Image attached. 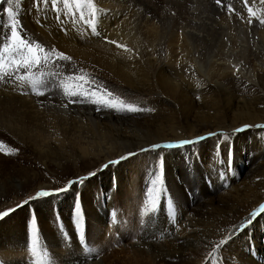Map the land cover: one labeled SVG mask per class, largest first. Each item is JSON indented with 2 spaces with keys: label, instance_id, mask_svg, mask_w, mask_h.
Returning <instances> with one entry per match:
<instances>
[{
  "label": "bare ground",
  "instance_id": "1",
  "mask_svg": "<svg viewBox=\"0 0 264 264\" xmlns=\"http://www.w3.org/2000/svg\"><path fill=\"white\" fill-rule=\"evenodd\" d=\"M132 1L87 0V4H90L88 9L92 12L95 10V19L98 20L96 24L100 25L101 31L100 35L92 33L90 39L86 36L82 37V34H85V25L73 23L68 15V9H66L67 20L61 23L60 19L56 22L49 37H54L56 44L62 49H66L69 56L74 57L71 62L82 73L88 67L95 68L96 66L101 74L120 82L123 86L126 85L127 90H138V92L148 95L147 103L137 104L139 108L144 109L135 112V118L136 116L139 118L137 120H133L135 118L126 119L124 122L121 117L114 115L115 113L97 112L91 109L82 110L79 107L69 109L65 106L52 105L49 100L44 102V106H42L44 110H42L39 108V106L41 107L40 102L37 101L42 97H37L36 91L30 85L21 88L19 84L17 89L15 84H12L13 91L8 87L9 85L1 83V150L14 147L21 153L24 152L25 156L35 154L39 157L46 147H52L57 151L59 147L67 148L62 146L68 142L67 144L74 148L72 154L69 153L71 156L69 157L74 161L93 156L98 158L103 155L105 162H108L116 156L122 155L121 153L124 151H136L148 143L155 144L162 143V140L170 141L172 138L191 137L218 128L221 130L226 128L225 130L229 132L228 135L237 142L241 141L242 144L247 141L249 143L251 139L255 140L256 135L253 134L255 129H260L264 137V129L255 127L257 124L264 125V114L259 109V106L264 105V23H262L264 13H261L264 11V0H247V3L244 0H232L230 2L232 4L226 6L228 10L229 6L231 9L241 8V12L235 9V13L230 14L235 17L239 13L238 19L241 21L229 25L225 24L224 18L220 21L212 19L214 13L218 14L217 16L220 18L225 14L221 13L220 7L216 6L215 2L213 5L211 0H161L159 2L167 11L165 17L173 19L168 25L166 20L164 27L158 25L160 24L158 21L161 20L155 12L159 7H157L156 0H147L146 7L143 8L137 7ZM70 4L72 3L70 2ZM87 4L86 6H88ZM249 5L256 10H251V12L245 10ZM7 7V4L0 3V35L4 31L5 25L10 21L4 11ZM35 7L33 0H30V4L29 0H19L20 13L26 14ZM243 7L245 8L242 9ZM60 9L61 12L62 8ZM168 10L170 11L168 12ZM226 10L225 13H227ZM72 11L75 14L77 12V10ZM184 14L189 15L187 19H182ZM21 17L23 16L21 15ZM34 21L36 22L33 20V23ZM36 24L34 26L40 30L41 27L38 26V23ZM62 25L68 31L66 32L68 36L61 33L64 32L61 29ZM233 28L234 30H232ZM129 37L139 39L143 44L145 43L146 47L142 45L138 50L130 47L127 43ZM109 41H116V43H109ZM157 45L161 46V49L158 51L159 53L153 55L149 47ZM167 50L175 58L174 64L172 63L170 68L165 63V56H162ZM183 59L191 62L192 72L190 75H186L187 73L184 74L176 68L175 63L182 62ZM138 125L143 129L141 137H137L131 129L132 126ZM244 125H252V127L244 130V133H241L243 131L239 132L238 134L241 133L239 136L233 134L236 128H241ZM28 136H34L35 140H28ZM223 141L227 140L218 135V137H211L203 143L186 146L184 149L192 151L191 154H187L191 158L198 154L205 157L208 155L204 171L213 172L215 166L221 167L223 163H227L226 160L224 162L225 155L221 151ZM262 146L258 145L257 153L254 154L258 162L251 163L242 178L239 173H235V175L233 173L230 176V185L226 192L221 193V189L218 188L214 192L208 188H201L203 199L192 202L191 197L185 199L180 188L181 185L176 180L173 189L175 192H171V196L173 195L175 199V207L179 211L174 225L176 229L173 234L174 238L170 237L171 240L168 242L166 241L168 238L165 236L163 244L151 245L152 247H149L148 250L141 249L142 247L139 245L144 241L142 235V239L138 238V243L131 242L132 249L141 253L146 259V263H144L201 264L212 256L214 264H264V242H262L264 234L262 233L261 238L258 229L264 221V216L258 214L251 224L244 227L245 229H236L238 221L243 216L249 217L250 213L264 202V149L261 148ZM181 149L183 148L176 150ZM176 150L170 149L165 154L164 169L168 175L162 176L167 180L170 177L174 178L172 166L183 161V155L177 153ZM3 156L5 155L0 153V176L9 178L6 184L0 186V201L7 200L13 192L26 191L35 185L40 177L36 167H28L27 162L25 164L11 163L9 160H3L5 158ZM232 160H235L233 155ZM147 164L150 179L154 170L148 161L143 160L142 166L138 168L137 172H143ZM18 167L25 168L24 170L27 171L16 170ZM239 170L243 172L242 169ZM16 171L27 173V175L17 176ZM185 175L183 178L180 177L183 182H190L191 187L201 186L200 172L195 170ZM97 176L100 177V174ZM240 178L241 180L238 182ZM95 179L96 177L85 187L84 201L80 189H78L80 192H77L80 193V204L86 206L87 210L75 215L74 212H71V218L74 227L75 223L85 226V223L82 224V220H86L90 229H96L97 238L94 247L98 248L100 257L96 253L85 255L77 243L70 244L67 240H62L55 228L50 225L55 221L51 219L50 215H47L51 206L47 202H42L41 210H44L40 211L44 227L42 235L37 234L32 239L29 236L24 242L22 241L25 238L24 231L22 236L21 229H19L20 231L11 229L23 224L25 219L23 211L14 212L0 222V254L2 255L0 264H34L37 260L36 256H40V250L43 251L42 257L46 256L45 252L52 255V264H117L118 260L112 263L104 261L106 257L113 256L112 254H107L105 258L101 256L104 243L98 242L102 239L100 230L106 232L105 229L120 228V226L119 224L115 226L112 223L113 219L108 220L107 212L98 211L93 204L94 201L91 199L93 190L90 191V189L95 186ZM121 179L122 175L120 174V184H122ZM158 180L162 181L163 178ZM115 183L116 181L113 180L114 186ZM43 186L41 185V187ZM155 186L157 187L156 196L160 198L164 191L163 186ZM124 192L128 194L126 190ZM122 193L123 185L120 194ZM124 195L126 196V194ZM132 198L133 196L130 195L128 199ZM109 207L113 210L110 197ZM67 208L69 207H66V211ZM144 208L146 210V207ZM45 212L46 215L43 216ZM143 220L141 223H136L140 228L145 229L147 219ZM138 226L136 229H140ZM256 233L258 243L243 244V242H249L250 236ZM230 234L232 239L226 245L215 248L220 239ZM168 235L170 236V234ZM22 242L24 243L21 244ZM210 253L211 256H209ZM172 257H176L175 263L171 261ZM91 259L92 263H90ZM97 259L99 260L96 261Z\"/></svg>",
  "mask_w": 264,
  "mask_h": 264
},
{
  "label": "rangeland",
  "instance_id": "2",
  "mask_svg": "<svg viewBox=\"0 0 264 264\" xmlns=\"http://www.w3.org/2000/svg\"><path fill=\"white\" fill-rule=\"evenodd\" d=\"M141 1H143L144 3ZM159 1H161V0L155 1L157 3V7L159 6L155 10V12L161 21H158L157 19H156V21H158V23H160V24H158L159 26L164 27L166 24L164 22H166V20H167V25H168L169 23L172 22L173 19H167L165 17V15H167V13H166L167 11H166L165 7L162 6V3ZM211 1H212L211 3L213 5H214V2L216 3V0H211ZM70 2L72 4H69V9L76 10L75 9L76 8L75 0H70ZM222 2H223L222 3L223 8L221 5H218L217 3H216L217 4L216 6H219L220 12L221 13L224 12V14L226 16L224 15L223 17L220 18L217 16L218 14L214 13V15H212V19H214V20L219 19V21H220V20H222V18H224L225 24H227V25L240 22L241 20L239 21V19H238L239 13L235 17L231 16L230 14L235 13V9H237V10H239V12H241L240 11L241 8L239 9L238 7L237 8L235 7L234 11L229 12L228 7L226 5L232 4V3H230V2H232V0H227V1L223 0ZM244 2H245V0H244ZM132 3L135 4L137 7L143 8V7H146L145 5L147 3V0H133ZM29 4H30V0H29ZM86 4H87V0H81L80 1L81 12L85 18L83 21L80 20L79 15L81 14V12H76L77 19H76L75 23L76 24L78 23V25L80 23H83L85 25V28H84L85 34H82V37L85 38V36H86V38L90 39V38H92V37H90L92 34L91 25L86 23V21L91 19L93 12L88 9L90 4L89 5L87 4L88 6H86ZM41 6H42V8H41ZM249 6H247L246 8L243 7L242 9L245 8V10H249V8H250L253 11L256 10L253 6H250V7ZM57 7H58L57 8L58 11H60L61 10L60 8H62V11L60 12L61 13L60 19L63 22H65L67 20V16H66V9H64L63 5H62V0H61V3H58ZM49 8H51V9H49ZM34 10L36 11V7H35V9L31 8L26 14L19 12V15L17 16L18 17L17 20L19 21L18 31L21 30V26H22L21 36L23 38H25L26 40H28L29 42L40 43L41 45H43L45 51L55 49L57 51L63 52L65 55L69 56V54H67L66 49H62L59 45L56 44V40L54 39V37H49V36H51L52 30L56 26V22H58V20H56L57 19L56 18V11H54L52 9L50 4L49 5H40V10H39L40 13H39V11L35 12ZM72 10H71V12L73 13L74 11H72ZM225 10L227 13H225ZM259 10L261 11V9H259ZM67 11H68V15L71 17L70 20L72 21V13L71 12L69 13V10H67ZM169 11L170 10H168V12ZM44 13H46V14H44ZM261 13H264V11H262ZM227 14H228V17H227ZM21 15L23 17H21ZM188 16H189L188 14H184L182 16V19H187ZM62 18H64V19H62ZM31 19L36 20V22L34 21L35 24L38 23L37 21L39 20L38 26L41 27V29H40L41 31L39 30V28H36L34 26L35 24L33 23V20H31ZM233 19H234V21H233ZM49 20H51V21H49ZM96 21L98 22L97 19H96ZM9 23H10V21L7 24H9ZM29 24H30V26H28ZM42 26H44L45 28ZM64 28H65L64 26L61 28L64 31L61 33L68 36V33H66L68 31L67 30L65 31ZM46 29H47V31H46ZM232 30H234V28ZM9 31L10 30L7 27H5L2 35H0V45H2L4 42H6L5 38L9 34ZM42 31H45V32H42ZM97 31H99L101 33L99 24H97ZM127 43L130 45V47H132L136 50L140 49L142 47V45L144 47H146L144 45L145 43L143 44L142 41H139V39H134L133 37H129ZM160 49H161V46H159V45L149 47V50L151 51V53L153 55L159 53L158 51ZM172 55L173 54L170 51L168 52V50H167V52L165 51L162 55V56H165L164 60H165V63L168 65L169 68L172 67L171 66L172 63L174 64L175 58ZM73 59H74V57H72V60ZM175 64H176V68H178V71H180V72L182 71L184 74L187 73L186 75H190V73L192 72V65H191V62L189 60L187 61V60L183 59L182 62L179 61ZM189 66L191 69L189 68ZM77 70H78V72H77ZM26 71L27 70L21 68L19 74L25 75ZM80 72L81 71L78 69V67L76 65H74L71 61L58 60V58H56V56H55V53L53 52L52 60L47 65L42 64L39 67L32 68L30 70V72H28V80L23 81V82L17 81L15 83L0 82V84L4 83L6 86L9 85L8 87L14 91V87H13L14 84H15V87H17V89H18V86H20V85H21L20 86L21 88H23L25 85H30L29 81L31 79L40 80L41 83L37 85V87H36V89H34V91H36V93H38V92L44 93V95H36L37 97H42L41 100H40V98L37 100L38 103L40 102L41 107L39 106V108H41L42 110H44V107H42V106H44V102L46 100L51 101L52 105H59L62 107L67 105L66 107H68L69 109L74 108V107H76V108L79 107L82 110L83 109H85V110L91 109V110H95V111H97L96 106L91 103V100H95V99H99V98H102L104 100H117V101L122 100L124 103L132 104L135 107L139 103H147L149 101L148 95H145L140 91L138 92V90H130V89L127 90L126 85L123 86L120 82H118V81H116V80H114V79H112V78H110L104 74H101V71L96 66H95V68L93 66H90L87 68V70H84L83 73L82 72L80 73ZM48 85H50V86H48ZM91 85H95V86H91ZM85 87H87V88H85ZM65 90L75 91L78 94H81V96L79 98L82 99L83 102H81V103H70L69 102L70 100H75L78 97L67 96L65 94ZM107 92H111L112 96L109 97L107 95ZM92 93H94V95ZM33 94H35V92H33ZM84 97H87V99H84ZM59 102H60V104H58ZM137 107L139 108L138 105H137ZM259 107H260L259 109L264 112V107H261V106H259ZM46 108L48 109V107H46ZM74 112H75V109H74ZM97 112H108V113H112V114L115 113L114 115L121 117L124 122H126V119L132 120L131 118H135V116H134L135 113H129L127 111L115 112L113 110L104 108L103 110L97 111ZM263 112H262V114H264ZM137 118H139V117L136 116V118L133 120H137ZM71 119H73V118H71ZM77 119H79V118H77ZM136 128H137V130H136ZM131 129L137 137L142 136V130L143 129L140 125L132 126ZM225 129L226 128H224V130H221L218 128V129H214V131L210 130V131H208V133L209 132L223 133V135L221 137L223 139H226L227 141L222 142L223 145L221 146V151L224 152V155H225L226 153L229 152V148L231 150V169H230V171H227V168H228L227 163L226 164L223 163V166H221V167L215 166L213 168V172L212 171L206 172V171H204V169H205L206 158H209L208 155L205 157V156H201L200 154H198L196 156H192V158H193L192 159L191 156H188L189 154L192 153V151H188V150L184 149L186 147H183V149H181V150H176L177 148H175L174 150H176L177 153H180L183 155V161L181 163H176L172 166L173 170H174V174H173L174 178L170 177L168 180L165 179V177H163L162 175H168V173L164 169V164H165V154L170 149L167 151L166 148L165 149L161 148L160 150L158 149L156 151L140 152L141 148H147L150 145H152L153 142L145 144L144 147H141V148L139 147L138 149H136V151L135 150L124 151L123 153H121L122 155H126L128 152H136L138 154L135 156H132L129 159L122 161L121 163H119L117 165L109 166L107 169H105L103 171H99V169L105 163H107V161L105 162V160H104L105 158L103 155H101V157H98V158L93 156L90 158L88 157V158H83V159H79L77 161H74L72 158H70L71 157L70 154H72L74 148L70 144H67L68 142L62 146L63 148L64 147H67V148L62 149L61 147H59V148H57V151H56V149H53L52 147H46L44 149L43 153H47V154H43V153L41 155L39 154V157L35 156V154H33V156H35V157H33L31 155L25 156L24 152L21 153L19 150H16L14 147L9 148V149L5 148L3 150L0 149V153H2V155H5V156H3L5 158L4 159L1 158V159L5 160V161L9 160L11 163L14 162V163L25 164V162H27V166L28 167L34 166V168L36 167V170L38 171V173L40 175L38 182L35 185H33L31 188H29L23 192L22 191H18L16 193L13 192L7 200H5V201L1 200L0 201V212H5L9 208H16L17 205H22V207L17 208L16 211H14V212H20V211L25 212V219L23 221V224L20 227L11 228V229H14V231L21 229V233H20L21 235H22V232L24 231L25 238L22 241L25 242L27 240V237H29V236L32 239V237L37 236V234H39V235L44 234L42 231V229H44L43 224H42L43 223L42 217H41L42 213L40 211H44V210H41V203L47 202V204H49V206H51V209L49 210V213L47 215H50L51 219L55 220L54 222L50 223V225L55 228L56 232L61 236V239L67 240L68 243H70V244L77 243L79 245V247L85 252V255H91V254L96 253V254H98V257H100L98 248L94 247V244H95L96 238H97L96 229H90L86 220H82L83 223L81 221L82 224L85 223V226H82L79 223H75V227H74L73 221L71 218V212H74L75 205H76L77 200L79 199V195H80V193H77V192H80V191L82 192V199L84 201L85 200V198H84L85 194L83 193V191H84L85 187L87 186V184L91 183V181H93L92 179L96 177V179H95L96 181L94 182L95 186H92L90 189V191L93 190V194H92L93 197L91 198L94 201L93 204L98 209V211L100 210V212H102V213H105V211H106L107 216H109L108 220L110 221V219L111 220L113 219L112 223H114L115 226L117 224H119V226H120V228L114 227L111 229H105L106 232L105 231L101 232L102 230H100V238H102V239L98 240V242L101 241L104 243L103 250L101 252V256H103V258H105V256L107 254L113 255V256H108L104 259V261L107 263H112V262H115V260H118L117 264H145L146 259L143 257V255L141 253L139 254V252L132 249L131 242L138 243V241L140 239H142V237H143L144 241L142 243H140L139 245H141V247H142L141 249L146 248L145 250H148L149 247L156 246L159 244H163L164 243L163 241L166 239V237L168 238L166 240L168 242L171 240L172 237L174 238L173 234H174L176 229L174 228L175 222L173 223V217L176 220V217L178 216L179 211L175 207L176 206L175 199H174L173 195L171 196V192H175V190H173V189L175 188L174 183L176 180L178 181V182L177 181L176 182L181 185L180 188H181V191L184 193V195L183 194L182 195L185 197V199H188V198L190 199V197H191L192 202H194V201L196 202L197 200L200 201L203 199V193H202V190H200L201 188H204V189L208 188L212 192H214L215 189L218 188V189H221V193L226 192V190L229 188V185H230V176L233 173H234V175H235V173H239L240 174L239 176H241V178H242L246 169L251 165V163L258 162L256 160V158L254 157V154L257 153L258 145H263L261 148L264 149V137H263L261 130L260 129L253 130V134L256 135L255 140L253 141V139H251V140H249V143H247L248 142L247 141L244 144H242L241 141L237 142V140L232 139V137L230 135H228L229 132H227V130H225ZM7 131H9V130H7ZM208 133L203 132L202 134L199 133V134L193 135L191 137L189 136V137L192 139H195V137L200 136V134L207 136ZM241 133H244V131ZM240 134L237 133L235 135L239 136ZM189 137L172 138L170 141L169 140H167V141L176 142L178 140L190 139ZM215 137H218V136H215ZM247 137H249V136H247ZM27 139L30 141L35 140L34 136H32V137L28 136ZM69 140H71L70 137H69ZM162 141H163L162 142L163 144L168 143L167 141L166 142L164 140H162ZM162 143H160V144H162ZM208 145L210 146V144H208ZM53 147H58V146H53ZM48 148H50V149H48ZM46 150H47V152H46ZM122 155L116 156V158H114V159H118ZM232 155L235 156L234 161L232 160ZM171 157L169 158L170 160L172 159ZM143 160H146V162L148 161L152 165V169L154 170V172L152 173L153 176L151 175L150 179L148 176L149 171H147L148 164L146 165V168L143 170V172H137L138 168H140L142 166ZM161 161L163 162L162 168L160 167ZM132 162H135V163H132ZM224 162H225V159H224ZM224 164H225V166H224ZM24 169L25 168L21 169L20 167H18L16 170L26 172L27 170H24ZM239 169H242L243 172L240 171ZM195 170L200 172L201 186L191 187L189 185L190 182H187V181L183 182V180L180 179V177L183 178V176L186 173L190 174V171H195ZM90 171H97L98 174H100V177L96 175V176L92 177L90 180L83 182L82 185H75L74 184L71 186V188L68 191L61 193L59 195H52L48 198H40V199H36V200H30L29 199L30 197L35 196V193L37 191H40V190H46V191L53 192L56 189L66 187L69 180H74L80 176H85ZM16 172H17L16 175L20 176V177L27 175V173L20 172L21 173L20 174L18 171H16ZM104 172H106V173H104ZM224 172H226L225 175H223V176L218 175L219 173H224ZM120 174L122 175V179H121L122 184L119 183ZM115 177H116V179H115ZM157 177H159V179L163 178V180L159 181L157 179ZM8 178L9 177L4 178V176H0V186L6 184L8 182ZM135 178L137 180H134ZM241 178L238 180V182L241 180ZM113 180L116 181L115 186L113 184ZM150 180H151V182L155 181V183H153V182L151 183ZM165 180H166V183H164ZM202 180H203V182H202ZM13 183L16 184V182H13ZM41 185H44V186L41 187ZM122 185H123V193L120 194L122 191ZM154 185L163 186L164 191L162 192V196L160 198H159V196L158 197L156 196L157 187L156 186L154 187ZM136 187H138V188L136 189ZM78 189H80V191ZM124 190H126L128 192V194L125 193ZM154 190H155V192H154ZM165 191L167 192L166 195H165ZM124 194H126V196ZM130 195L133 196L132 199H128L130 197ZM109 197L113 203V210L111 207H109ZM124 198H125V200H122ZM25 200H29V203L25 204L24 203ZM124 201H125V203H124ZM172 202H174V203H172ZM45 203H43V204H45ZM262 203L264 204V202H262ZM80 205H81L80 212L87 210L86 206H83L82 204H80ZM66 207H69V208H67V211H66ZM144 207H146L147 211L145 210ZM129 208H130V210H129ZM144 210H145V212L141 213V211H144ZM14 212H12L10 215H8L7 217H5L3 219H0V222L4 221L6 218L11 216ZM145 214H147V215H145ZM45 215H46V212L43 213V216H45ZM243 217L240 219V221H238L239 223L237 222L238 224H237L236 229H240L238 226L240 224H244L246 219L248 218L247 215H245ZM139 218H141V219H139ZM143 219H147L145 229H142L137 225L138 222L141 223V220L143 222L144 221ZM33 220H35V224L33 223ZM261 224L262 225L258 229H259V233H260L261 238H262V235L264 234V221H262ZM135 225L138 226L140 229H136ZM71 226H72V229H71ZM77 227H79L81 232L83 233L82 239L76 235V228ZM3 229H8V228H3ZM168 231H170V232H168ZM167 234H170V236L169 235L167 236ZM141 235H142V237H141ZM138 238H139V240H138ZM256 239H257V233L250 236L249 242H243V244L248 245V244H252V243H258L256 241ZM131 240H133V241H131ZM24 242H22L21 244H23ZM122 242L124 243V245ZM262 242H264V238H262ZM106 247H107V249H106ZM40 252H41L40 256L42 257L43 251L40 250ZM45 254H46V256L42 257V258L40 256H36L37 260L34 262V264L35 263L36 264L37 263L38 264H52L51 263L52 262L51 260H53V258L51 257L52 255H50V253H46V252H45ZM47 254H48V256H47ZM1 256L2 255L0 254V257ZM209 256H211V253ZM38 259H40L41 261ZM92 259L90 260V263L93 262ZM98 260L99 259H97L96 261H98ZM171 261H173V263H175L177 261L176 257H172ZM213 262H214V259H212V256H211V257H208L201 264H214ZM76 264H80V263H76Z\"/></svg>",
  "mask_w": 264,
  "mask_h": 264
},
{
  "label": "snow or ice",
  "instance_id": "3",
  "mask_svg": "<svg viewBox=\"0 0 264 264\" xmlns=\"http://www.w3.org/2000/svg\"><path fill=\"white\" fill-rule=\"evenodd\" d=\"M0 3L7 4L8 7L4 9V11L7 14V17L10 20L9 24H6L5 27H7L10 31L7 35L6 42H4L2 45H0V82L4 83H15L17 81H26L28 80V72L34 67H39L40 65H47L52 60L53 52L55 53L56 58L61 61H71L72 57L65 55L61 51H57L55 49H51L48 51H45L43 45L40 43H32L28 40L24 39L21 36L22 26L21 30L18 31V25L19 21L17 20V16L19 15V0H0ZM58 3H61V0H33V4L36 5V11L40 10V5H51L52 9L56 11V18L58 21H60L61 13L57 10ZM216 3L218 5H222V0H216ZM245 3H247V0H245ZM70 0H62V5L64 9H68L69 12H71V9H69ZM76 10L77 12H81L80 10V0H75ZM229 11H234V9H231L229 6ZM249 12H251V9L249 8ZM92 19L87 20L86 23L91 25V32L95 33L96 35H100V32L97 31V24L95 19V10L92 13ZM77 19V16L75 13H72V22L75 23ZM80 20H84V16L81 12L79 15ZM39 23V20L37 21ZM63 21H61L62 23ZM251 22V21H250ZM264 23V21H262ZM66 30V29H65ZM105 39H107L105 37ZM109 43L115 44L116 41H109ZM23 68L26 71L25 75H20V69ZM30 86L32 89H36L37 85L41 83L40 80L37 79H31ZM25 94V93H21ZM37 95H44L42 92L36 93ZM65 94L70 97H78L75 100H70V103H81L83 102L82 99L79 97L81 94H78L75 91H67L65 90ZM94 95V93H92ZM107 95L110 97L112 96L111 92H107ZM199 99V97H197ZM84 99H87V97H84ZM91 103L96 106L97 111H101L104 108L113 110L115 112H124L127 111L129 113H135L138 111H143L142 108H137L133 106L132 104H126L122 100H104L102 98L91 100ZM67 105H65L66 107ZM261 107H264L262 105ZM252 127V125H244L241 128H236L234 130L233 134H237L241 131L247 130L248 128ZM257 128H264V125L257 124L255 125ZM222 136L223 133H216V132H209L207 136L200 135L195 137V139H183L176 142H168L164 144L156 143L152 144L147 148H141L140 152H146V151H156L161 148L166 149H175V148H183L190 145H196L199 144L213 136ZM219 147V146H217ZM136 152H128L126 155L120 156L118 159L109 160L107 163H105L99 171H103L107 169L109 166H114L122 161L131 158L132 156L137 155ZM225 160L227 162L228 168L227 171H230L231 169V150L229 148V152L225 154ZM160 167H163V162H160ZM98 174L97 171H90L85 176H80L74 180H69L66 187L59 188L54 190L53 192L46 191V190H40L35 193V196L30 197V200H36L40 198H48L52 195H59L61 193H64L68 191L72 185H82L83 182L90 180L92 177L96 176ZM224 173H219L218 175L223 176ZM159 179V177H157ZM155 183V181L153 182ZM25 204L29 203V200L24 201ZM22 207V205H17L16 208H9L5 212H0V219H3L10 215L12 212L16 211L17 208ZM81 209V205L79 203V199L77 200V203L74 208V215L79 214ZM260 215H264V204H261L255 211L251 212L249 217L246 219L244 224H240L238 227L240 229H243L246 225L251 224L254 219ZM175 222V218L173 217V223ZM33 223L35 224V220H33ZM76 235L79 236L81 239L83 238V233L81 232L80 228H76ZM232 239V235L224 237L223 239H220L218 243L215 245V248H221L222 246L226 245L229 240Z\"/></svg>",
  "mask_w": 264,
  "mask_h": 264
}]
</instances>
